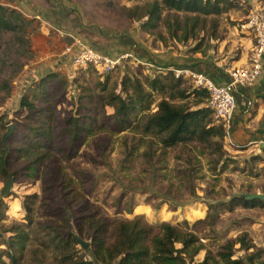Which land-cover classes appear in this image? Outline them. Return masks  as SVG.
Listing matches in <instances>:
<instances>
[{
    "label": "rangeland",
    "instance_id": "374dc122",
    "mask_svg": "<svg viewBox=\"0 0 264 264\" xmlns=\"http://www.w3.org/2000/svg\"><path fill=\"white\" fill-rule=\"evenodd\" d=\"M61 1L69 10L67 17L76 23L73 35L54 40L56 33L46 34L33 20L28 47L19 46L9 35L1 40L0 146L9 151L10 174L4 177L0 173V242L11 236L5 233L11 227L29 225L25 209L29 207L32 247L20 264H58V251L39 245L48 240V234L81 231L78 239L89 244L90 219L103 225L109 243L116 225L135 217L154 228L167 223L194 233L203 245L195 263L202 262L207 253L217 259V253L225 252L223 246L231 243L233 259L259 252L257 264H264V208H243L236 201L248 195H264V146H231L225 138H213L208 144L192 143L163 151L150 136L136 130L119 132L113 109L104 106L101 97L113 89L120 94L125 77L144 85L148 78L164 74L133 59L122 61L107 76L92 68L76 71L67 60L75 40L93 47L110 43L109 37H129L144 55L153 52L191 58L198 46L199 55L212 64L216 61L224 65L223 69L241 68L254 44L245 30L246 18L252 11L264 10V0H227L228 10L207 17L197 39L187 42L171 37L175 16H183L180 13L164 10L153 28L147 31L142 27L147 20L145 8L153 0ZM181 81L188 97L175 98L173 103L193 110L205 107L207 97H200L198 103L190 81ZM104 83L108 89L105 95L101 91ZM145 92L150 91L146 88ZM163 96L152 94L150 112L156 111ZM22 98L47 109L43 120H48L53 130L50 141L35 143L27 127L33 120L20 106ZM77 111L86 113V138L72 149L66 138L59 136L60 124ZM211 118L222 128L213 113ZM9 126L13 131L3 143ZM10 178L11 187L4 195ZM67 184L70 191L65 189ZM244 233L253 246L247 252L237 244ZM76 248L86 260L85 250L80 245Z\"/></svg>",
    "mask_w": 264,
    "mask_h": 264
},
{
    "label": "trees",
    "instance_id": "16d2710c",
    "mask_svg": "<svg viewBox=\"0 0 264 264\" xmlns=\"http://www.w3.org/2000/svg\"><path fill=\"white\" fill-rule=\"evenodd\" d=\"M228 5L230 2L227 0H153L145 8L144 16L147 20L142 27L146 30L153 28L161 21L164 10L180 13L183 16L182 18L175 16L171 37L179 42L195 40L198 32H202L205 28L206 18L226 12ZM31 23L33 20L26 19L19 11L0 4V52L4 35H9L21 47H28L27 36ZM192 51L198 53V46ZM181 85V79L174 78L171 72L164 76L158 75L157 78H148L144 85L138 79L125 77L120 83V94H116L115 89L108 91L104 83L101 91L103 95L107 91L109 93L107 96H102L101 100L104 106L113 109L112 117L119 126V132L136 130L145 136H150L158 142L163 151L192 143L208 144L213 138L223 140L225 133L221 127L213 123L212 111L208 107H198L193 110L186 104L173 103L175 98L181 100L188 97V92ZM146 88L149 89V93L145 92ZM155 92L164 96L168 93V97L163 96L157 103L156 111L150 112L152 94ZM194 96L200 103V97H207V94L205 91H195ZM20 106L27 112V117L33 120L28 122L27 127L32 130V135L36 138L35 143L50 141L53 130L49 122H46L48 120H43L47 109L37 107L27 98L21 99ZM60 126L59 136L65 137L72 149L79 147L86 138V113L77 111L74 116L64 118ZM8 153L5 146H0V173L4 177L10 174ZM69 187L67 184L65 189L70 191ZM69 200H72V196ZM236 201L243 208L258 206L264 208V202L261 200L250 201L245 197H239ZM25 209L29 225L13 226L5 232L11 236L0 242V247H5L0 249V264H20L24 253L32 247L29 244L33 238L29 231L32 222L29 219L31 210L29 207ZM68 215L66 213L65 216L69 218ZM85 217L83 216L84 219ZM89 221L91 235L88 237L89 247L85 250L86 260L76 248L79 245L77 239L81 237V231H76V234L70 231H66L65 234L53 233V236L48 234V240L40 242L39 245L56 249L58 252L55 260L58 264H208L209 262L257 264L260 257L259 252H251L244 259H233V246L228 243L223 246L225 252L217 253V259L207 253L202 262L195 263L194 259L203 250V245L192 232H183L167 223L154 228L145 224L139 217H135L132 220L120 221L115 227L112 240L107 243L103 234V225L94 220L89 219ZM245 237L244 233L237 240V244L247 252L252 250L253 246Z\"/></svg>",
    "mask_w": 264,
    "mask_h": 264
},
{
    "label": "crops",
    "instance_id": "0c3cea01",
    "mask_svg": "<svg viewBox=\"0 0 264 264\" xmlns=\"http://www.w3.org/2000/svg\"><path fill=\"white\" fill-rule=\"evenodd\" d=\"M0 4L19 11L28 20H34L38 29L46 34L56 33L54 40L56 37L73 35L77 30L76 23L74 24L67 17L66 14L69 10L64 8L61 0H0ZM44 37L43 40L46 44L47 37ZM109 40L108 44L94 45V49L112 58L130 54L132 56L130 59H133L134 62L157 70L173 67L189 68L193 72L204 74L218 85H223L228 81V77L223 73L224 65L221 62L214 61L212 64L210 60L202 58L199 53H194L191 58L174 54L158 55L153 52H147L144 55V52L139 49L141 47L129 37H109ZM47 50L46 47V52ZM59 62L63 63V60L60 59ZM234 98L236 107L228 137L232 142L231 146L259 143L262 147L264 142V128L261 127L264 121V58L260 77L250 86L236 87ZM248 102L252 106L250 110L247 107Z\"/></svg>",
    "mask_w": 264,
    "mask_h": 264
},
{
    "label": "built area",
    "instance_id": "2783aa9c",
    "mask_svg": "<svg viewBox=\"0 0 264 264\" xmlns=\"http://www.w3.org/2000/svg\"><path fill=\"white\" fill-rule=\"evenodd\" d=\"M245 30L253 38V47L248 63L242 68L223 69V73L228 77V81L223 85L215 84L202 73L193 72L189 68L173 67L159 69V73L167 74L171 72L176 79L190 81L195 91H205L207 94V105L218 124H221L225 133V139L232 145L228 138L233 113L236 107L234 91L236 87H245L253 84L262 73V62L264 58V10H256L249 13L246 18ZM71 56L68 62L76 71L88 70L92 68L102 75L111 74L121 62L130 59V54H123L117 58L104 55L93 47L75 40L73 50H69ZM248 102V110L250 106ZM264 145V142H263Z\"/></svg>",
    "mask_w": 264,
    "mask_h": 264
},
{
    "label": "water",
    "instance_id": "95a60500",
    "mask_svg": "<svg viewBox=\"0 0 264 264\" xmlns=\"http://www.w3.org/2000/svg\"><path fill=\"white\" fill-rule=\"evenodd\" d=\"M261 127L264 128V121H263ZM12 131H13V127L9 126L8 129H7V132L2 137V142L3 143L6 141V138L12 133ZM262 146H264V145L262 144ZM11 183H12V178L8 179V182H7L5 188L2 191V193L4 195L8 193V191H9V189L11 187ZM245 198H246V200H250V201L251 200H261V201L264 202V195L253 194V195H248ZM77 241H78V244L80 245V247L83 250L88 249L89 244L87 242H84V241H82L80 239H77Z\"/></svg>",
    "mask_w": 264,
    "mask_h": 264
}]
</instances>
